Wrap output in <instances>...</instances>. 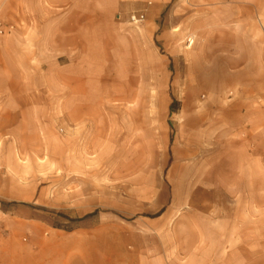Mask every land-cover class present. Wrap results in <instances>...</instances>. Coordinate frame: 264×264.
<instances>
[{
	"label": "rangeland",
	"instance_id": "obj_1",
	"mask_svg": "<svg viewBox=\"0 0 264 264\" xmlns=\"http://www.w3.org/2000/svg\"><path fill=\"white\" fill-rule=\"evenodd\" d=\"M37 1L0 0V250L264 264V106L229 76L264 0Z\"/></svg>",
	"mask_w": 264,
	"mask_h": 264
},
{
	"label": "crops",
	"instance_id": "obj_2",
	"mask_svg": "<svg viewBox=\"0 0 264 264\" xmlns=\"http://www.w3.org/2000/svg\"><path fill=\"white\" fill-rule=\"evenodd\" d=\"M10 0H7L9 2ZM17 8L20 11H23V2L22 0H17ZM81 3V0H79ZM43 1H37V8L42 7ZM69 2L68 0H49V8L54 11H66L68 9ZM50 13V11H49ZM62 13V12H61ZM264 18V13H258V21L253 23H248L245 31H254L256 32L255 37L246 34V38L240 39L239 44L235 43V46L232 50L231 58L235 66L233 67L232 72L230 73V78L232 79H246L240 85L239 94H246L247 96L254 95L256 100L248 102L250 106H256L261 109L264 106V23L259 22L260 19ZM81 29V28H80ZM257 32H260L258 34ZM259 36V38H258ZM20 81V79H19ZM23 81V79L21 80ZM253 86V90L249 91V86ZM8 75L4 67L0 68V108L2 105H7V96H8ZM31 96V109H34V98L37 93L32 90V92L27 94V97ZM35 96V97H34ZM19 250H0V262L6 264H17L21 261L20 255L18 254ZM9 254V257L7 256Z\"/></svg>",
	"mask_w": 264,
	"mask_h": 264
},
{
	"label": "built area",
	"instance_id": "obj_3",
	"mask_svg": "<svg viewBox=\"0 0 264 264\" xmlns=\"http://www.w3.org/2000/svg\"><path fill=\"white\" fill-rule=\"evenodd\" d=\"M143 19H144V16L143 15H139V14H132L130 16V21L133 24L140 23V22L143 21ZM5 31H7V30L5 29L4 24L0 20V35L4 34Z\"/></svg>",
	"mask_w": 264,
	"mask_h": 264
},
{
	"label": "trees",
	"instance_id": "obj_4",
	"mask_svg": "<svg viewBox=\"0 0 264 264\" xmlns=\"http://www.w3.org/2000/svg\"><path fill=\"white\" fill-rule=\"evenodd\" d=\"M94 214L96 215L97 213H94ZM87 218H88V216H87V217H84V218H82V219L71 220V221H72L71 223H80V222H82V221H85Z\"/></svg>",
	"mask_w": 264,
	"mask_h": 264
}]
</instances>
